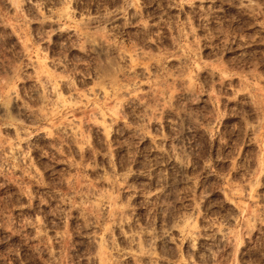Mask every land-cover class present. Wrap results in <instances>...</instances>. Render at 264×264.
Wrapping results in <instances>:
<instances>
[{"label": "rangeland", "instance_id": "obj_1", "mask_svg": "<svg viewBox=\"0 0 264 264\" xmlns=\"http://www.w3.org/2000/svg\"><path fill=\"white\" fill-rule=\"evenodd\" d=\"M0 264H264V0H0Z\"/></svg>", "mask_w": 264, "mask_h": 264}]
</instances>
